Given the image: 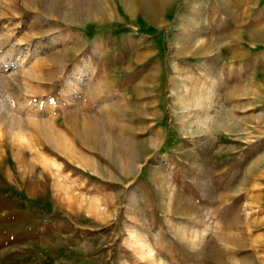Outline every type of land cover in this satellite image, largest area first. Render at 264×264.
I'll return each mask as SVG.
<instances>
[{
    "label": "rangeland",
    "instance_id": "obj_1",
    "mask_svg": "<svg viewBox=\"0 0 264 264\" xmlns=\"http://www.w3.org/2000/svg\"><path fill=\"white\" fill-rule=\"evenodd\" d=\"M0 264H264V0H0Z\"/></svg>",
    "mask_w": 264,
    "mask_h": 264
}]
</instances>
